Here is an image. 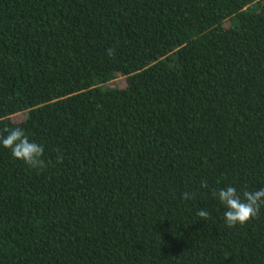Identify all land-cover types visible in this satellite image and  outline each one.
Masks as SVG:
<instances>
[{"label": "trees", "instance_id": "trees-1", "mask_svg": "<svg viewBox=\"0 0 264 264\" xmlns=\"http://www.w3.org/2000/svg\"><path fill=\"white\" fill-rule=\"evenodd\" d=\"M15 126L44 165L0 147V264H264V206L212 195L264 187V0H0Z\"/></svg>", "mask_w": 264, "mask_h": 264}, {"label": "clouds", "instance_id": "clouds-1", "mask_svg": "<svg viewBox=\"0 0 264 264\" xmlns=\"http://www.w3.org/2000/svg\"><path fill=\"white\" fill-rule=\"evenodd\" d=\"M5 135H0V147L10 150L11 155L27 166L43 167L44 147L31 140L20 126L5 128ZM207 182L201 183V188H207ZM213 197L223 208V221L229 228L243 225L256 218L264 206V187L256 190L238 192L232 185L217 187L212 190ZM183 199L193 198L189 192L183 193ZM197 215L207 219L210 216L206 208L198 209Z\"/></svg>", "mask_w": 264, "mask_h": 264}, {"label": "rangeland", "instance_id": "rangeland-1", "mask_svg": "<svg viewBox=\"0 0 264 264\" xmlns=\"http://www.w3.org/2000/svg\"><path fill=\"white\" fill-rule=\"evenodd\" d=\"M124 84H125L124 80L121 79V80H119V81H117V82L111 84V86H114V87H115V86L122 87V86H124ZM22 119H24L23 116H18V117H15V118H14V121L19 122V121H21Z\"/></svg>", "mask_w": 264, "mask_h": 264}]
</instances>
